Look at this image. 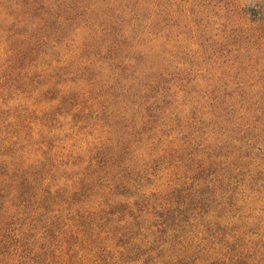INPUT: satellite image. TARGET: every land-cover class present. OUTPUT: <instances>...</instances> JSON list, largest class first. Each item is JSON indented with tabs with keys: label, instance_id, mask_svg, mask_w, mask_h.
<instances>
[{
	"label": "rangeland",
	"instance_id": "1",
	"mask_svg": "<svg viewBox=\"0 0 264 264\" xmlns=\"http://www.w3.org/2000/svg\"><path fill=\"white\" fill-rule=\"evenodd\" d=\"M25 1L0 0V264H264V0H137L105 41Z\"/></svg>",
	"mask_w": 264,
	"mask_h": 264
},
{
	"label": "trees",
	"instance_id": "2",
	"mask_svg": "<svg viewBox=\"0 0 264 264\" xmlns=\"http://www.w3.org/2000/svg\"><path fill=\"white\" fill-rule=\"evenodd\" d=\"M53 0L54 5L56 7L63 6L64 9L67 8V10L70 11L69 15L73 11H83L84 13H90L93 17L88 16L89 19L87 23L92 26L93 29L98 30V35H94L92 39L98 40L99 38L105 41L106 39V33L109 36H115L113 32H110L108 30L100 31V27H96L94 23L95 20H102L105 22L104 26L108 27L112 23L111 21L114 19H120V21H124L123 15H125L127 12H135L139 7V1L137 0ZM30 2H34L38 4V0H26L24 5L30 7ZM89 3L91 5H89ZM119 3H124L122 6ZM92 8V10H91ZM63 9V10H64ZM97 9L99 13L94 14V10ZM126 16V15H125ZM136 19V15H134Z\"/></svg>",
	"mask_w": 264,
	"mask_h": 264
}]
</instances>
